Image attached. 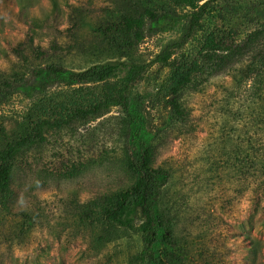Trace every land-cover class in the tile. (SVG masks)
I'll list each match as a JSON object with an SVG mask.
<instances>
[{
  "label": "trees",
  "instance_id": "obj_1",
  "mask_svg": "<svg viewBox=\"0 0 264 264\" xmlns=\"http://www.w3.org/2000/svg\"><path fill=\"white\" fill-rule=\"evenodd\" d=\"M104 1L93 9L84 0L67 4L61 42L36 40L29 22H22L24 36L6 54L8 66H0V250L26 248L41 223L35 208L15 205V170L43 161L67 138L88 162L67 166L65 178L106 162L136 176L127 189L69 202L73 236L95 254L114 249L108 259L124 257L126 264H193L199 244L190 228L198 216L185 175L175 161H158L159 151L169 139L195 136L191 98L220 78L207 185L227 174L243 185L244 196L264 198V0L252 1L245 17L251 30L241 40L206 33L204 20L217 0ZM52 3L57 11L58 0ZM18 7L24 11L27 0H18ZM181 19V35L154 59L140 54L151 33L180 27ZM200 33L199 47L179 55ZM156 65L170 68L171 76L163 91L169 115L153 132L136 89ZM16 100L22 111L8 125L3 110ZM243 137L252 145L244 163L237 147Z\"/></svg>",
  "mask_w": 264,
  "mask_h": 264
},
{
  "label": "rangeland",
  "instance_id": "obj_2",
  "mask_svg": "<svg viewBox=\"0 0 264 264\" xmlns=\"http://www.w3.org/2000/svg\"><path fill=\"white\" fill-rule=\"evenodd\" d=\"M78 1L58 0V10L54 11L52 0H27L28 7L22 11L18 0H1L0 66H8L6 54L11 56L12 48L24 36V21L29 22L30 30L36 33V40L47 44L53 39L60 42L65 39L69 25L67 4ZM84 1L91 9L105 2ZM252 1L256 0L214 1L204 20L206 33L231 34L236 40L245 38L251 30L245 24V17ZM184 22L181 19L180 27H163L151 33L140 45V54L147 60L154 59L169 42L181 35ZM83 35L87 32L83 31ZM203 37L205 34L200 33L179 55L193 53ZM170 76V68L156 65L136 89L153 132L163 128L169 115L163 91ZM221 82L220 78L214 79L205 92L191 98L197 118V133L192 138L167 140L160 148L158 161H175L185 175V192L190 197L191 209L195 211L194 218L198 216L196 224L190 228L191 238L199 244L193 264H264V198L253 201L251 196H244L243 185L232 182L227 174L222 175L223 180L214 179L210 187L207 185L206 149L218 130L216 99ZM22 107L21 101L16 100L4 108L8 125L18 118ZM117 112L116 109L113 111ZM243 140L245 142L237 146L242 163L249 161L247 154L252 146L246 138ZM58 145L43 161L36 158L14 172L16 207L32 206L41 223L26 248L15 252L1 249L0 264H126L124 257L108 259L107 254H113L114 249L95 254L87 243L76 239L69 228L71 221L67 208L74 199L84 202L99 192L127 189L135 182L136 176L106 162L90 165L76 177L65 178L63 173L67 166L87 159H83L77 146L71 147L67 138Z\"/></svg>",
  "mask_w": 264,
  "mask_h": 264
}]
</instances>
